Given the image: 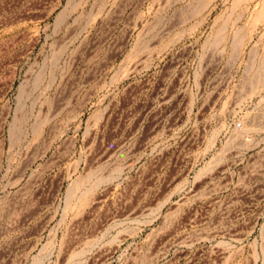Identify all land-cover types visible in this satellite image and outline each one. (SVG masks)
Here are the masks:
<instances>
[{
  "label": "rangeland",
  "instance_id": "374dc122",
  "mask_svg": "<svg viewBox=\"0 0 264 264\" xmlns=\"http://www.w3.org/2000/svg\"><path fill=\"white\" fill-rule=\"evenodd\" d=\"M0 264H264V0H0Z\"/></svg>",
  "mask_w": 264,
  "mask_h": 264
},
{
  "label": "built area",
  "instance_id": "2783aa9c",
  "mask_svg": "<svg viewBox=\"0 0 264 264\" xmlns=\"http://www.w3.org/2000/svg\"><path fill=\"white\" fill-rule=\"evenodd\" d=\"M234 126H235L236 129H241V127L243 126V124H242L241 121H238V122L235 123Z\"/></svg>",
  "mask_w": 264,
  "mask_h": 264
}]
</instances>
